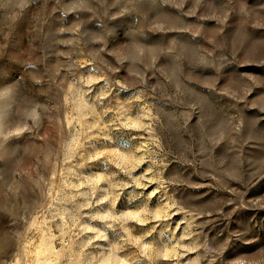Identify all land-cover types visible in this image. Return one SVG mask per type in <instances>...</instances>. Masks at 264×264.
<instances>
[{"label": "rangeland", "instance_id": "1", "mask_svg": "<svg viewBox=\"0 0 264 264\" xmlns=\"http://www.w3.org/2000/svg\"><path fill=\"white\" fill-rule=\"evenodd\" d=\"M0 264H264V0H0Z\"/></svg>", "mask_w": 264, "mask_h": 264}]
</instances>
